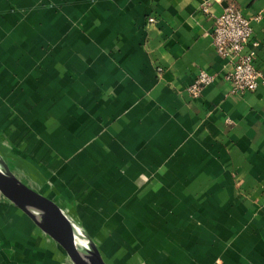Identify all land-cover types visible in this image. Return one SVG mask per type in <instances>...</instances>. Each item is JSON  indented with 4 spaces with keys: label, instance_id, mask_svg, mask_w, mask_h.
Listing matches in <instances>:
<instances>
[{
    "label": "crops",
    "instance_id": "obj_1",
    "mask_svg": "<svg viewBox=\"0 0 264 264\" xmlns=\"http://www.w3.org/2000/svg\"><path fill=\"white\" fill-rule=\"evenodd\" d=\"M229 2L264 71V0H0V157L76 221L112 211L110 264H264V86L227 95ZM35 226L0 196V264L69 259Z\"/></svg>",
    "mask_w": 264,
    "mask_h": 264
},
{
    "label": "water",
    "instance_id": "obj_2",
    "mask_svg": "<svg viewBox=\"0 0 264 264\" xmlns=\"http://www.w3.org/2000/svg\"><path fill=\"white\" fill-rule=\"evenodd\" d=\"M0 170V196L35 223L43 232L61 241L62 247L71 256L74 264H108L102 252L85 229L73 219L57 202L31 188L17 178L7 163ZM33 207L39 209L36 213ZM87 236L85 245L75 243L74 226Z\"/></svg>",
    "mask_w": 264,
    "mask_h": 264
},
{
    "label": "built area",
    "instance_id": "obj_3",
    "mask_svg": "<svg viewBox=\"0 0 264 264\" xmlns=\"http://www.w3.org/2000/svg\"><path fill=\"white\" fill-rule=\"evenodd\" d=\"M257 18V17H256ZM149 21L153 20L149 16ZM252 36L251 17L244 15L234 2H229L215 15L212 28V42L216 52L228 57L233 67L226 73L229 81L227 95L237 96L264 86V71L254 63V51L245 49ZM256 44L255 41H252ZM212 76L205 69H199L187 90L193 97L200 95L202 88L210 83Z\"/></svg>",
    "mask_w": 264,
    "mask_h": 264
},
{
    "label": "rangeland",
    "instance_id": "obj_4",
    "mask_svg": "<svg viewBox=\"0 0 264 264\" xmlns=\"http://www.w3.org/2000/svg\"><path fill=\"white\" fill-rule=\"evenodd\" d=\"M18 170V169H17ZM17 174L22 178V179H24L23 177H22V173L21 172H19V171H17ZM25 181H26V183L25 184H30V185H32V186H34L35 188H37V185H36V183H33L32 182V180L30 181V180H28V179H24ZM23 182V181H22ZM30 185H28V186H30ZM32 186H30L31 188H34V187H32ZM34 188V189H35ZM49 195V194H48ZM49 196H51L52 197V195H49ZM62 207V206H61ZM100 207V206H99ZM63 208V207H62ZM68 214H69V212L65 209V208H63ZM86 208H84V210H80L79 212L81 213V215L80 216H82L83 215V218H82V220H81V217L79 216V218H80V220H78V221H76L78 224H80L81 225V227L83 228V229H85L86 231H87V233L89 234V236L91 237V239L94 241V243L97 245V247L99 248L100 246H101V239H100V237L98 236V235H95V233L94 232H99V234L101 235H107V233L109 232V229H112L111 227L112 226H105V223H106V221H105V223L104 224H102L103 222H104V220H105V218H106V220H108L107 218L109 217V215L110 214H112V211H108V210H105V217L103 218V215H101V212H100V209L99 210H97L96 212H95V214H94V212L93 211H86L85 210ZM17 211L22 215V216H24L23 214H22V212H20L18 209H17ZM110 213V214H109ZM72 218H73V216L72 215H70ZM25 217V216H24ZM26 218V217H25ZM74 219V218H73ZM29 220V222H30V224L31 225H34L35 226V224L30 220V219H28ZM83 221V222H82ZM83 223L86 225V226H84L83 225ZM35 228H36V230H35V232L33 233L34 235H36V236H38L39 237V235L40 234H42L43 236H44V238L46 239V240H49V241H51V242H53L54 244H56V242H55V240L53 239V238H51V236H49L47 233H45V232H43L40 228H38L37 226H35ZM91 230V231H90ZM93 236V237H92ZM3 239L4 238H0V247H2V245H3ZM12 244V242H10V245ZM59 248H60V246H59ZM10 250H11V252L13 251V245H12V247L10 248ZM61 250L62 251H64L65 252V249L61 246ZM99 250H100V248H99ZM101 251V250H100ZM103 257H104V255H103ZM104 259L107 261V260H109L110 261V259L108 258V259H106L105 257H104ZM107 263H108V261H107ZM61 264H74L73 263V261L70 259V256H69V259L68 260H66L65 262H61ZM108 264H110V263H108Z\"/></svg>",
    "mask_w": 264,
    "mask_h": 264
},
{
    "label": "bare ground",
    "instance_id": "obj_5",
    "mask_svg": "<svg viewBox=\"0 0 264 264\" xmlns=\"http://www.w3.org/2000/svg\"><path fill=\"white\" fill-rule=\"evenodd\" d=\"M3 165L0 163V170H2ZM34 212L38 213L39 209L33 207ZM74 234H75V243L77 246L79 245H85V243L87 242V236L83 233L82 230H80L76 225L74 226ZM60 244L61 241L57 240ZM69 255V254H68ZM70 256V255H69ZM71 259V256H70ZM72 260V259H71Z\"/></svg>",
    "mask_w": 264,
    "mask_h": 264
}]
</instances>
